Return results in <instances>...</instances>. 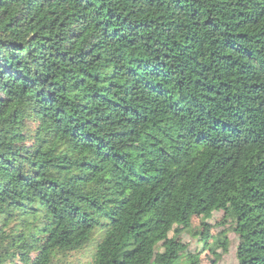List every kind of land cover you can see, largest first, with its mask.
<instances>
[{
    "label": "trees",
    "instance_id": "16d2710c",
    "mask_svg": "<svg viewBox=\"0 0 264 264\" xmlns=\"http://www.w3.org/2000/svg\"><path fill=\"white\" fill-rule=\"evenodd\" d=\"M213 213L264 264V0H0V264H197Z\"/></svg>",
    "mask_w": 264,
    "mask_h": 264
},
{
    "label": "rangeland",
    "instance_id": "374dc122",
    "mask_svg": "<svg viewBox=\"0 0 264 264\" xmlns=\"http://www.w3.org/2000/svg\"><path fill=\"white\" fill-rule=\"evenodd\" d=\"M222 216V213H213L211 218L205 222L201 216L193 217L190 228L178 236V240L187 247L184 256L198 257L197 264H237L236 249L239 239L231 229L227 228V225H223ZM224 231H227L229 242L226 252L222 248ZM207 234L208 240H205ZM99 240L100 236L81 252L68 257L66 263H91Z\"/></svg>",
    "mask_w": 264,
    "mask_h": 264
}]
</instances>
